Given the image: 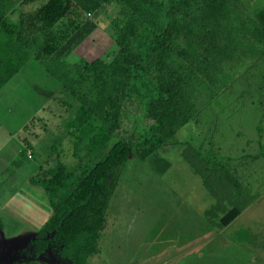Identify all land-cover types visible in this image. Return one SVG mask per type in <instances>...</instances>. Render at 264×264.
<instances>
[{
  "label": "trees",
  "instance_id": "16d2710c",
  "mask_svg": "<svg viewBox=\"0 0 264 264\" xmlns=\"http://www.w3.org/2000/svg\"><path fill=\"white\" fill-rule=\"evenodd\" d=\"M112 2L129 15L115 36L114 56L109 62L74 63L71 71L65 57L95 29V23L86 20L61 47L49 52L51 32L43 12L13 23L9 16L16 0H0V89L33 57L61 90H68L81 104L68 124L73 155L79 157L83 141L87 153L73 168L58 159L30 177L29 183L47 194L52 214L30 240L25 258L12 264H46L40 259L49 252L71 264H86L97 252L109 202L133 151L145 161L163 146L180 145L177 132L197 124L207 106L216 109L218 134L225 136L224 127L231 126L228 131L235 137L246 135L245 125L238 122L240 111L252 109L255 135L246 143H256V151L221 156L211 140L206 152L203 145L190 150L187 145L182 156L189 166L198 171L197 166L209 167L224 157L240 166L245 161L247 177L257 173L252 169L255 163H264V96L258 91L255 108L248 104L237 110L236 94L250 99L258 93L229 89L230 77L222 75V64L235 54L264 58V7L250 21L238 13L240 0H52L50 9L63 15L73 4L89 16ZM36 31L42 40L33 36ZM223 98L226 104L219 108ZM91 115L100 121L99 127L89 121ZM125 120L132 123V134L122 137ZM232 124L241 129L240 135L234 134ZM114 134L118 140L112 142ZM239 212L232 208L223 224Z\"/></svg>",
  "mask_w": 264,
  "mask_h": 264
},
{
  "label": "rangeland",
  "instance_id": "374dc122",
  "mask_svg": "<svg viewBox=\"0 0 264 264\" xmlns=\"http://www.w3.org/2000/svg\"><path fill=\"white\" fill-rule=\"evenodd\" d=\"M51 2L16 0L9 17L17 23L43 12L51 32L49 52L61 47L86 20L92 21L95 29L65 60L70 69L74 63L91 64L96 59L109 62L117 50L115 36L128 21V12L112 2L102 5L94 15L80 13L73 4L59 15L51 10ZM240 2L238 13L249 21L264 7V0ZM33 36L39 40L43 37L38 31ZM234 57L222 64V75L230 77L227 88L240 89L241 93L254 89L253 95L258 94L250 99L236 94L235 107L244 109L249 104L255 108L259 92L264 96L261 88L264 58L254 60L237 54ZM230 98L234 99L235 95ZM225 104L223 98L218 107ZM80 107L68 90H61L59 83L33 57L0 89V191L5 190L0 202V264L25 258L30 240L40 228L36 222L44 218L39 217L41 212L33 216L24 214L22 218L28 221L25 222L14 215L20 210H30L38 198L32 190L27 193L29 184L23 187L25 176L34 168L55 165L58 159L73 168L79 157L83 159L87 155L82 148L85 141L79 146V157L73 155L68 124ZM207 107L197 124H187L177 132L180 145L163 146L145 161L133 151L109 202L97 252L86 264H264V163H255L252 169L258 170L257 173L245 177V161L240 166L236 159L228 162L222 157L209 167L197 166V171L182 156L187 145L192 146L189 150L203 145L205 152L208 151L210 140L221 156L255 153L256 143H246L255 135L254 111H240L238 122L245 125L246 135L235 137L228 131L231 126L224 127L225 136L218 134L221 127L217 126L216 109L213 105ZM89 121L95 127L100 126V121L92 115ZM131 125L128 120L124 121L122 137L132 134ZM232 130L236 136L241 134V129L234 124ZM116 140L118 136L114 134L112 142ZM26 147L33 158L20 153ZM227 147L233 151L229 152ZM18 188L16 199L8 203V197ZM20 201L23 207L18 208ZM234 207L239 208V214L223 224V217ZM40 260L46 264H71L53 252Z\"/></svg>",
  "mask_w": 264,
  "mask_h": 264
},
{
  "label": "crops",
  "instance_id": "0c3cea01",
  "mask_svg": "<svg viewBox=\"0 0 264 264\" xmlns=\"http://www.w3.org/2000/svg\"><path fill=\"white\" fill-rule=\"evenodd\" d=\"M27 147H26V150H25L27 157L28 158H33V153L29 149H27ZM37 170L38 169L34 168V170H32L31 173H29L27 176H25L26 178H25V180H23V183H24L23 187H25V186H27V184H29L27 186V188H26L27 189V193L30 190H32L34 192V194L38 196V198L36 197L37 198L36 201L31 204V206H30L31 209L30 210H20L21 212H16V214H14V215H15V217H18V218L24 220L25 222H28L26 219L22 218V215L24 216V214H27V216H33L34 214L38 215V213L41 212L39 217L44 216V218L42 220H40V221H39V218H38V222H36L37 225H39L37 227H41V225H43L45 223V221L51 216L50 213L52 212V208H51L50 201L48 199L47 194L42 189L39 191L38 187L30 185V183H29L30 177L33 176L37 172ZM16 182L17 181L15 180V183ZM2 191H5V190H2ZM2 191H0V202L4 198V195L2 194ZM17 192H20L19 188L16 190V192L14 194H12L10 197H8V199H9L8 203L10 202V199L15 198V196L17 195ZM4 207H6V206H4ZM20 207H23V202L22 201H20L18 203V208H20ZM22 211H24V213ZM10 212H11V210H10ZM45 214H47V215H45Z\"/></svg>",
  "mask_w": 264,
  "mask_h": 264
}]
</instances>
